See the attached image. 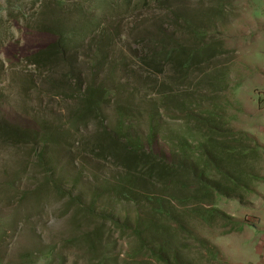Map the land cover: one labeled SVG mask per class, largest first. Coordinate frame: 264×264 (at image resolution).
<instances>
[{
  "label": "rangeland",
  "instance_id": "1",
  "mask_svg": "<svg viewBox=\"0 0 264 264\" xmlns=\"http://www.w3.org/2000/svg\"><path fill=\"white\" fill-rule=\"evenodd\" d=\"M10 1L21 6L22 12L15 11L17 18L0 12V120L30 136L39 134L42 139L27 143L0 139V264H147V249L135 251L139 243L132 224L138 208L114 192L125 178L123 170L109 156L90 154L84 144L95 132H112L119 121L126 120L116 110L115 103L121 97L133 99L135 108L145 112L149 106L163 109L153 90L131 76L138 67L150 71L140 61L149 47L139 20L148 17L155 4L134 8L137 0H105L102 4L65 0L73 13L67 16L81 13L76 25L88 31L81 51L71 56L67 68L58 69L56 82L49 85L44 79L46 69L29 64L39 48L52 42V37L34 30L39 0ZM6 2L0 0V6L5 8ZM181 2L192 9L219 11L204 26L222 43L223 50L233 52L222 58L226 62L233 57L225 76L226 89L210 95L213 99L209 103L204 100L201 104L202 99L196 98L190 105L197 115L213 111L217 129L223 132L219 134H224L217 139L235 148L233 165H226L225 159L218 161L221 169L234 176L237 187H232L230 196H215L200 205L214 206L231 221L189 218V229L215 251V257H205L208 263H199V255L193 253L189 258L192 264H246L256 255L254 238H260L263 225L254 209L264 201V87L257 84L264 70V0ZM162 15L164 11L156 16ZM167 22L163 23L165 27ZM102 32L109 36L104 41L113 45V52L99 67L89 60L92 54L85 46L91 38L94 43ZM93 77L97 85L104 80L108 97L102 101L96 120L75 128L69 121L73 100L68 96L71 92L73 98L82 94L73 90L76 86L84 89ZM162 79L158 77V81ZM165 107L168 110L163 109L157 117L160 132L154 136L159 148L167 151L170 135L172 140L176 138L173 147L184 138L189 152L197 158L203 133L192 122L181 119L186 114ZM143 115L134 113L130 121L133 131L145 138L150 125ZM53 131L57 132L53 140L58 145L45 142L44 135ZM98 229L100 241L91 250L81 238Z\"/></svg>",
  "mask_w": 264,
  "mask_h": 264
},
{
  "label": "trees",
  "instance_id": "2",
  "mask_svg": "<svg viewBox=\"0 0 264 264\" xmlns=\"http://www.w3.org/2000/svg\"><path fill=\"white\" fill-rule=\"evenodd\" d=\"M95 1L102 4L105 0ZM36 3L40 12L34 30L52 37V42L39 48L31 56L29 64L45 68L47 75L44 79L50 85L56 82L54 77L57 76L58 69L67 68L65 65L69 64L71 56L81 51L83 45L80 44L88 30L84 31L76 25L81 13L71 15V18L67 16L71 12L68 11L65 0H39ZM144 4L148 7L155 4L153 12L139 20L144 25V41L149 47L140 61L150 71L138 67L131 71V76L153 90L164 110L167 105L173 111L186 114L181 119L187 123L192 122L196 130L203 133L201 155L197 158L192 156L189 144L184 138H180L177 146L173 147L176 138L172 140V135L166 140L170 143L167 151L159 148L154 136L156 132H160L161 124L157 117L164 110L152 106H149L147 112L145 109L139 110L135 108L133 99L128 97H121L115 103L119 116L126 120L119 121V126L112 132L105 129L95 132L94 138L90 137L84 145L90 154L97 153L98 157L109 156L123 170L125 178L114 187V192L138 208L139 212L132 224L133 235L139 243L135 251L147 249V256L150 258L147 264H192L190 253L199 255V263H208L205 257H215V251L205 239L193 234L189 229L191 222L188 220L201 219L207 222L218 218L231 221L227 214L214 206L201 208L200 205L208 204L215 196H230L228 193L234 191L232 187H237L234 176L221 169L219 162L225 159L226 165L231 166L236 154L234 147H229L226 142L217 139L224 134H219L223 132L217 129L214 117L216 114L207 111L206 114L198 116L190 105L191 100L195 102L196 98L202 99L201 104H204V100L209 103L208 100L213 99L210 95L216 96L226 89L225 76L229 72L233 57L226 62L222 58L233 52L223 50L222 43L211 36L204 26L219 11L192 9L182 4L181 0H137L134 8ZM3 11L6 16L17 18L14 13H21L22 7L7 0L5 8L0 6V12ZM163 11L164 15L156 16ZM61 12L65 15L58 14ZM165 20H168L167 27L163 24ZM169 27L172 31L168 30ZM109 39L102 32L100 37L94 39V43H91V38L85 46L92 54L89 60L98 63L99 67L107 63L106 57L113 52V45L104 41ZM161 76L163 79L158 81ZM61 77L67 80L65 76ZM96 77L90 78L92 82L84 86V89L76 86L73 90L82 94L73 98L71 92L68 96L69 100H73L69 121L75 128L87 126L101 114V103L108 97L109 91L104 80L98 85L94 82L97 81ZM134 113H144L143 117H148L150 134L145 138L133 131L130 119L134 118ZM126 121L127 126H124ZM18 131L20 130L11 128L0 120V139L5 143H27L42 139L39 134L30 136ZM56 133L53 131L44 135L46 144L49 142L58 145L53 140L58 137ZM170 133L174 135L173 132ZM163 142L166 143L164 140ZM99 232L100 229L88 233L81 240L94 250L100 241Z\"/></svg>",
  "mask_w": 264,
  "mask_h": 264
},
{
  "label": "crops",
  "instance_id": "3",
  "mask_svg": "<svg viewBox=\"0 0 264 264\" xmlns=\"http://www.w3.org/2000/svg\"><path fill=\"white\" fill-rule=\"evenodd\" d=\"M261 76H259V79L257 80V84L259 87H264V70H262ZM254 207V206H253ZM256 208L254 211H257V214L259 217H261V221L263 224L260 230H262V234L259 237L255 236L254 243L256 244V255L252 259V261H249L246 264H264V201L262 204H258L255 206ZM243 264V263H238Z\"/></svg>",
  "mask_w": 264,
  "mask_h": 264
}]
</instances>
